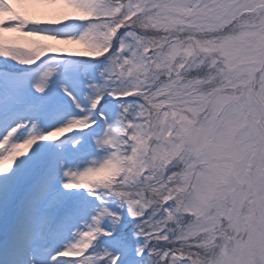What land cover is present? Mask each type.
<instances>
[{
	"label": "snow or ice",
	"instance_id": "obj_1",
	"mask_svg": "<svg viewBox=\"0 0 264 264\" xmlns=\"http://www.w3.org/2000/svg\"><path fill=\"white\" fill-rule=\"evenodd\" d=\"M0 264H264V0H0Z\"/></svg>",
	"mask_w": 264,
	"mask_h": 264
}]
</instances>
